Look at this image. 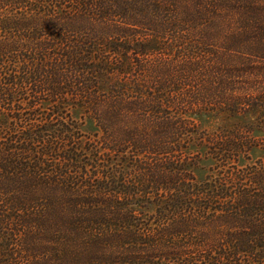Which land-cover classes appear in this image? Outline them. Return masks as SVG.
Instances as JSON below:
<instances>
[{
	"label": "trees",
	"instance_id": "trees-1",
	"mask_svg": "<svg viewBox=\"0 0 264 264\" xmlns=\"http://www.w3.org/2000/svg\"><path fill=\"white\" fill-rule=\"evenodd\" d=\"M258 140L264 0H0V264H264Z\"/></svg>",
	"mask_w": 264,
	"mask_h": 264
},
{
	"label": "rangeland",
	"instance_id": "rangeland-1",
	"mask_svg": "<svg viewBox=\"0 0 264 264\" xmlns=\"http://www.w3.org/2000/svg\"><path fill=\"white\" fill-rule=\"evenodd\" d=\"M73 118L78 119L81 122V128L84 132L86 133H93L96 128L94 126L93 121L86 117L83 116L82 119V112L79 110H75L71 113ZM195 119L198 121L200 127L202 129H207V130H212L216 127V125L221 122L220 118H208L205 116L202 117H195ZM248 158L249 159H244L242 160L243 163L245 164H250L252 162H256L258 160H263L264 159V140H258L255 146L251 148L248 152ZM211 164V161L204 160L201 162L198 168L195 169V174L198 179L204 178L208 174V165Z\"/></svg>",
	"mask_w": 264,
	"mask_h": 264
}]
</instances>
